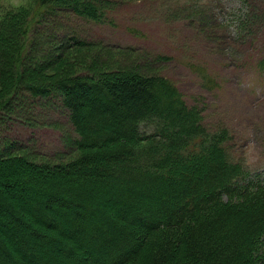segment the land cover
Masks as SVG:
<instances>
[{
	"label": "trees",
	"instance_id": "1",
	"mask_svg": "<svg viewBox=\"0 0 264 264\" xmlns=\"http://www.w3.org/2000/svg\"><path fill=\"white\" fill-rule=\"evenodd\" d=\"M116 5L0 14V129L36 125L38 104L58 100L75 133L42 159L2 137L0 264H264V181L230 160L228 131L211 132L156 68L93 49L72 24L105 23Z\"/></svg>",
	"mask_w": 264,
	"mask_h": 264
},
{
	"label": "rangeland",
	"instance_id": "2",
	"mask_svg": "<svg viewBox=\"0 0 264 264\" xmlns=\"http://www.w3.org/2000/svg\"><path fill=\"white\" fill-rule=\"evenodd\" d=\"M39 1L0 0V14ZM110 12L105 23L78 17L72 24L100 44L93 49L111 48L169 78L211 132L228 131L230 160L264 181V0H117ZM45 103L37 107L44 119L12 121L0 141L28 144L39 159L63 153L74 128L60 101Z\"/></svg>",
	"mask_w": 264,
	"mask_h": 264
}]
</instances>
